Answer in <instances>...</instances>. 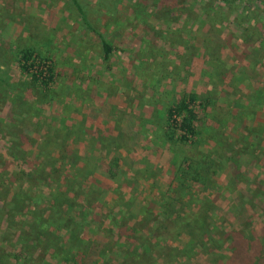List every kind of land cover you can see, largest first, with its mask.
<instances>
[{
  "label": "rangeland",
  "instance_id": "1",
  "mask_svg": "<svg viewBox=\"0 0 264 264\" xmlns=\"http://www.w3.org/2000/svg\"><path fill=\"white\" fill-rule=\"evenodd\" d=\"M78 2L89 21L113 46L109 58H104L100 39L82 23L70 0H0V199L7 197L5 202L0 200V248L16 253L29 252L35 246L27 237L32 213L47 210L45 199L58 185L69 183L72 187L73 182L80 181L70 176L73 167L69 164L76 158L73 147L79 149L80 158L74 161L81 165L84 158H89L97 170L92 176L105 183L95 185L93 192L88 189L89 182L81 184L78 207L69 210L71 216L79 217L82 239L91 244L102 242L106 248L100 257L96 256L97 264H121L130 252L140 250L141 241L135 239L139 226L152 224L158 217L161 195L185 194V202L193 196L215 198L216 221L225 231L238 225L231 200L242 195L245 207L254 215V229L264 226V1ZM24 50L32 52L27 67L40 61L48 64L45 75L51 80L47 87L29 68H20ZM68 85L74 90H69ZM90 91L111 98L112 102L103 109L107 114L118 119L130 117L132 128L135 126L139 132L133 141L140 149L168 142L177 146V139L170 140L165 135L172 124L164 109L175 99L194 93L199 119L193 144H214L211 154L220 163L218 175L210 177L206 184L193 182L179 174L188 165L182 157L168 160L166 167L146 166L141 171L138 164L129 161L130 149L127 153L119 149L129 145L117 138L126 130L114 126L117 137H111L112 130L103 128L102 120L92 122L101 128L94 129L91 144L87 143L88 136L80 135L78 142L68 141L65 148L63 137L53 134L50 139L56 162L29 177L30 168L42 160L33 159L42 140L36 131L47 122L41 123V117L45 115L53 125L64 126L60 120L64 101L72 102L73 92L83 98ZM70 104L63 108L72 116L74 108ZM213 130L225 133L224 143L208 140V132ZM127 133L130 138L131 133ZM232 134L238 136L233 139ZM107 146L108 150L97 151ZM87 147L93 151L86 152ZM114 154L120 156L121 166L113 179L103 172ZM93 170L86 168L83 172L90 177ZM229 170L234 171L235 181L227 179ZM80 172L77 174L82 177ZM85 193L88 200L83 197ZM33 197L39 200L35 205ZM235 201L234 198V204ZM147 206H152V213L146 220L143 212ZM179 208L173 204L171 210ZM130 222L138 227L128 237L123 233L128 227L116 224ZM51 238L53 242L61 237L52 232ZM167 242L177 264H212V253L195 246L185 234ZM226 245L227 241L222 242L215 252L227 254Z\"/></svg>",
  "mask_w": 264,
  "mask_h": 264
},
{
  "label": "trees",
  "instance_id": "2",
  "mask_svg": "<svg viewBox=\"0 0 264 264\" xmlns=\"http://www.w3.org/2000/svg\"><path fill=\"white\" fill-rule=\"evenodd\" d=\"M222 1L233 3L235 0ZM70 2L75 7L82 23L100 39L104 58H109L113 46L89 21L86 11L78 0H70ZM21 54L20 60L23 63L20 68L25 71L28 69L26 63L32 57V52L24 50ZM50 80L51 76L44 79L43 82L46 87ZM194 102L195 94L189 93L187 96L175 99L171 105L166 107L167 120L172 124V128L169 127L168 138L170 140L175 138L181 145H188L181 154L183 162H187L188 165H185L186 168L182 169L179 174L201 184H206L220 164L209 152L199 150L193 144L199 119ZM60 155H64V153L61 152ZM55 158V155L48 150L39 149L36 151L33 159L42 160L30 168L29 177L46 165H53L57 160ZM87 164L86 161L85 167L75 168V171H81L80 174H83L84 177L81 179L83 181L86 179L83 171L89 168ZM110 172L112 173V170ZM231 173L234 177V171ZM70 176L73 181L78 180L79 177L75 172L71 173ZM0 177H2V172H0ZM232 180L234 181L235 177ZM72 185V187L69 183L64 187L58 185L51 193H48L49 198L45 199L48 205L47 210L40 209L32 213V221L29 225L31 231L29 234L27 232V237L36 243L35 246L29 252L18 251L16 253H9L0 248V264H46V260L53 261L55 264H97L96 256L100 257L99 254H103L102 252L106 248L103 249L102 242L91 244L85 242L80 236L81 226L77 220L79 217L77 215L71 216L69 210L78 207L77 198L82 194L80 190L83 192V189L80 182H73ZM41 192L40 189L38 193L41 194ZM161 196V211L157 213L158 217L151 221L152 224L147 222L141 227L139 226L135 239L141 241L138 248L140 250L130 252V256L121 264H177L175 252L167 241H174L183 234L190 238L195 246L202 247L203 251L212 253V264H264V226L260 227L259 230L254 229V215L245 207L242 195L234 197L237 200L235 204L234 198L231 200L236 211L238 225L227 231L220 228L216 221L218 206L214 204L215 198L200 199L198 196H193L191 202H185V194ZM83 197L87 199L88 195H83ZM1 198L2 202L7 200V197ZM32 200L34 205L39 202L37 197H33ZM173 204L180 206V208L171 210ZM151 207L147 206L143 212L146 220L152 213ZM176 207L174 208L176 209ZM2 211L3 207L1 206L0 215ZM146 220L142 219L141 221L146 222ZM130 223L116 224V226L128 227L127 231L123 233L131 237L130 235L138 226ZM52 232L61 238H56L57 240L51 242L53 239L51 238ZM204 241H208L209 244L206 245ZM224 241H227L228 252L219 255L215 250ZM44 255H47L45 259L43 258ZM158 259L162 260V263H159Z\"/></svg>",
  "mask_w": 264,
  "mask_h": 264
},
{
  "label": "crops",
  "instance_id": "3",
  "mask_svg": "<svg viewBox=\"0 0 264 264\" xmlns=\"http://www.w3.org/2000/svg\"><path fill=\"white\" fill-rule=\"evenodd\" d=\"M101 50L103 52V49H101ZM103 56H104V53H103ZM61 70L62 71H66L64 67H62ZM72 87L73 86L68 85V89L69 90ZM73 90H74V87H73ZM100 93L103 94V91H100ZM105 94H107V92H105ZM85 95H86V97L82 98V97H80V95H78L77 93L73 92V99L71 100L72 102L68 101V99H66L64 101V104L72 103V105L71 104L70 105L74 108L73 109L74 110V114L72 116L71 115L69 116L68 114H66L64 112V108H63L64 104H63V106H62V114H61L62 119H60V120L62 121V123L65 124L64 126H61V124L53 125V123H51L52 121H49L50 119H48V118L46 119L45 115H43L41 117V119H40L41 123L44 120L47 121V122L44 123V124H46L45 127H44V124L43 125L41 124L39 126V128H38L39 130L36 131V133H39L42 136L41 142L38 143L39 146H36V150L37 151L39 149H41V150L44 149V150H48V151L53 153L55 150H54V147H53L54 145L51 142L50 138L55 133H57L59 136L61 135L63 137V140H64V142H66V144H63L62 147H65V148H66V145L68 144L67 143L68 141L78 142L80 140V135H83L84 137L88 136L86 138L87 141H88L87 143L91 144L90 139H92L93 136L95 135L94 129L96 130V126H99V127H97L98 129L101 128L100 125H95V127H94V124L92 122H97L98 123V122H100L102 120H105L104 121L105 122V126H103V128L108 126L109 127L108 130H112L111 131V137H114V138L117 137V133L118 132H115V129H113L114 126H115V128H119V129H122V130L125 129L126 130V132L123 131L124 132L123 136H118L117 138L121 137L122 138V142H126L127 141L126 143H128L129 145L126 146V147L124 145H121L119 149H120V151L126 152V153L130 149V151L128 152V159H129L130 162L138 164L136 167H139L141 171H143V170L145 171V169L147 167L148 168L155 167V165H162V166L166 167V164H167L168 160H172V159L174 160V159H178V158L182 157L181 156V154L183 153L182 150L185 151L187 149L188 145H181L179 142H178L177 146H175V145L171 146L169 144V142L166 143V144L161 143V145L159 147H158V145H156L158 147V149L156 148V146L152 147V149L154 151H152V149L149 148L148 146H145V147L141 146V149H140V147H137V144H135L134 141H133V139L135 140V138H136L135 134L137 135L139 132L137 130H134L135 126H133V128H132V123L130 121V117H127L126 119H118L116 115L107 114L105 112V110H103V109H105L107 107L108 104H110L112 102V100H111V98L109 96H107L108 99H106V95L105 96L102 95L101 97H99V96L96 95V93L93 95V92H91V91L88 94H85ZM96 98H104V100L101 101V102H98L96 100ZM84 105L88 106L89 109L86 110L84 107H82ZM77 106H79V107H77ZM81 109H83V110H81ZM165 109H164V111H165ZM165 114H166V112H165ZM93 119H95V120L92 121ZM82 120L85 121L84 122L85 124L81 123ZM49 123H50V125H48ZM116 125H118V126L116 127ZM47 126H48V130L47 131H43ZM50 130H51V135H49L50 134L49 133ZM127 131H129L131 133L130 138H128ZM208 133H209L208 134L209 137H211V138L210 139L207 138V139L210 142H212L211 140H214V142L217 143V144L218 143H224V141H225V138H224L225 133L221 132V133L216 134V130L215 131L213 130V133H212V131H209ZM165 135L168 138V134H165ZM231 136H233V139H235L236 136H238V135L237 134H232ZM104 142H105L104 144H106V141H104ZM51 143H52V145H50ZM158 144H160V143H158ZM208 144L209 143H206L207 147H203L202 145H200V147H198V146H196V147L199 150H202V151H205V152H209L211 154V149L215 148V146H214V144H212L211 146L208 145ZM179 145H180V148L178 147ZM45 146H46V149L44 148ZM60 147H61V145H60ZM58 148H59V146L56 147V149H58ZM108 148H110V147L109 146L102 147V148L98 147L97 151H103V149L104 150H108ZM156 149H157V151H156ZM165 149H168V151L166 152ZM231 149H232V147L231 148L229 147L228 150H230V152H231ZM141 150H142V152H141ZM72 151L75 154L76 158L73 157V161L70 162L69 165L73 167V172H75V174H77L76 172H78V171H75L76 170L75 168L85 167L86 166L85 165L86 161L88 162L87 166L89 168H91V169L94 168L91 176L90 177L86 176V179L84 181L81 180V179H83L82 177H84V176L81 177V175H79L80 184H84V182H89V185H88L89 188L88 189H90L91 192H93V188H94L95 185L99 186V185L105 184L101 180H98V179H96L95 177L92 176L97 170H95V166H94L93 163H91L90 159L89 158H84V162L82 161L81 165H79L80 163L78 162V160L74 161V159H78L79 158V156H78L79 155L78 154L79 153L78 152L79 149L76 148V147H73ZM91 151H93V150L90 147H87L86 152H91ZM212 155L213 154H211V156ZM85 157H87V156H85ZM120 160H121L120 156H118L117 154H114L113 158L111 159V162L108 161L106 163V168H105V171L103 172V174L114 179L115 175H116L117 168L119 166H121ZM124 161H126V160H124ZM110 170H112V173L110 172ZM231 171H233V170H231ZM231 171L229 170V174H227V179H231V178L233 179L234 177L236 178L235 173L233 175L234 177H232ZM135 175H137V174H135ZM215 175H218L217 171H215L212 174L211 178L214 177ZM190 180L193 181V182H197V181L192 180V179H190ZM84 195H87V193H85Z\"/></svg>",
  "mask_w": 264,
  "mask_h": 264
},
{
  "label": "built area",
  "instance_id": "4",
  "mask_svg": "<svg viewBox=\"0 0 264 264\" xmlns=\"http://www.w3.org/2000/svg\"><path fill=\"white\" fill-rule=\"evenodd\" d=\"M47 67L48 64L45 61L29 63L28 65L29 71L33 72L41 81H44V79L47 78V76L45 75Z\"/></svg>",
  "mask_w": 264,
  "mask_h": 264
}]
</instances>
